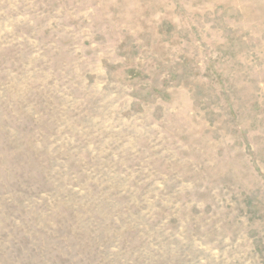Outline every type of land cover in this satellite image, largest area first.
Listing matches in <instances>:
<instances>
[{
	"label": "rangeland",
	"instance_id": "374dc122",
	"mask_svg": "<svg viewBox=\"0 0 264 264\" xmlns=\"http://www.w3.org/2000/svg\"><path fill=\"white\" fill-rule=\"evenodd\" d=\"M0 264H264V0H0Z\"/></svg>",
	"mask_w": 264,
	"mask_h": 264
}]
</instances>
